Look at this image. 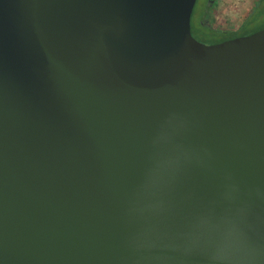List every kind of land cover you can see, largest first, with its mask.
Returning <instances> with one entry per match:
<instances>
[{
    "label": "water",
    "instance_id": "95a60500",
    "mask_svg": "<svg viewBox=\"0 0 264 264\" xmlns=\"http://www.w3.org/2000/svg\"><path fill=\"white\" fill-rule=\"evenodd\" d=\"M195 0H0V264H264V27Z\"/></svg>",
    "mask_w": 264,
    "mask_h": 264
},
{
    "label": "flooded vegetation",
    "instance_id": "af4514ba",
    "mask_svg": "<svg viewBox=\"0 0 264 264\" xmlns=\"http://www.w3.org/2000/svg\"><path fill=\"white\" fill-rule=\"evenodd\" d=\"M264 27V0H195L191 36L216 44L246 36Z\"/></svg>",
    "mask_w": 264,
    "mask_h": 264
}]
</instances>
